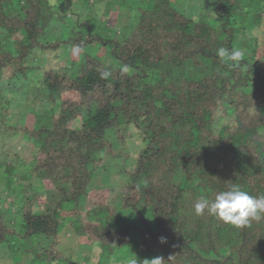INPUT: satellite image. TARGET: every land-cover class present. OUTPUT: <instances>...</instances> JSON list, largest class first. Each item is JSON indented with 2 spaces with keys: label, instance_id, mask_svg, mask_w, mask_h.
<instances>
[{
  "label": "trees",
  "instance_id": "16d2710c",
  "mask_svg": "<svg viewBox=\"0 0 264 264\" xmlns=\"http://www.w3.org/2000/svg\"><path fill=\"white\" fill-rule=\"evenodd\" d=\"M77 1L55 0L65 10ZM134 1L104 3L108 28L120 24V7L131 12L120 38L87 17L45 43L50 0H0V97L3 80L19 74L40 78L48 98L23 127L36 146L33 166L0 174L22 195L18 228L0 204L1 254L78 264L74 249L63 250L70 233L97 243L100 263L127 249V264H264V216L236 227L194 210L233 185L264 196V0H206L209 10L189 15L169 0H146L145 8ZM61 44L72 71L36 65L59 57ZM220 47L251 53L221 60ZM106 68L112 75L101 79ZM129 126L142 147L128 180L93 186L110 177L95 175L105 131ZM15 237L22 243L13 250Z\"/></svg>",
  "mask_w": 264,
  "mask_h": 264
},
{
  "label": "rangeland",
  "instance_id": "374dc122",
  "mask_svg": "<svg viewBox=\"0 0 264 264\" xmlns=\"http://www.w3.org/2000/svg\"><path fill=\"white\" fill-rule=\"evenodd\" d=\"M53 6V20L45 30V34L40 38L45 43H53L61 39L63 34L69 27L77 26L81 20L90 17L94 21V30L104 31L110 36L120 38L123 35V24L128 20L131 12L120 7L119 12L120 24L114 28H108L103 24H107L108 17H101V12L105 1L111 0H94L90 4H86L84 0L74 2L69 10L64 9L63 2H55L50 0ZM173 7L185 15L198 14L209 10L210 7L206 6V0H169ZM134 5H139L142 8L147 6L146 0H135ZM208 14L213 16L211 11ZM104 18V19H103ZM19 36L22 37L23 33L20 31ZM264 35V33H260ZM67 46L61 44L58 49L59 57L52 60L36 58L35 63L46 69L48 66L57 67L62 70L72 71L70 69V59L68 55L63 52L66 51ZM86 51L93 52V48L88 46ZM242 56H247L251 51L244 48L239 49ZM34 54H38L34 53ZM48 55V51L46 52ZM34 57L27 59L28 63L33 62ZM32 60V61H31ZM33 62V63H34ZM72 74V72H70ZM8 75V74H7ZM5 75L4 78L7 76ZM40 77V76H39ZM24 78L17 74V77L6 78L1 83L2 95L0 97V174L4 172L8 166H13L17 171H24L30 169L34 164V157L36 146L32 144L30 139H27L26 132L23 130L24 125H28V117L31 111H40L47 107L48 98L40 92V78ZM104 141L107 151L104 156L102 164L95 172L102 171L103 174L110 176L107 181L103 177L94 178L92 185L95 187L106 185L122 186L128 180L132 167L135 162V156L139 149H141V139L138 131L129 127H117L107 129L104 133ZM7 157V160L5 159ZM113 176V177H111ZM114 180H116L114 182ZM6 178L0 175V204L4 208L11 209V213L7 215L8 220L15 228H18L19 220L16 217L17 208L22 203V195L17 191V187L8 189L5 185ZM24 182V181H21ZM70 229V228H69ZM70 232V231H67ZM11 236H9L10 238ZM11 240V239H10ZM64 244L63 250L68 251L74 249L73 257L77 259L78 264H127L128 261L127 249H120L116 255L105 262H99L100 248L97 243H90L88 240L73 239L70 233L65 234L61 239ZM73 242V244H72ZM22 243L20 238H13L12 245L15 250L16 244ZM8 250V249H7ZM9 259H6V257ZM1 254L0 251V264H23L15 251L5 252ZM87 258V259H85Z\"/></svg>",
  "mask_w": 264,
  "mask_h": 264
},
{
  "label": "clouds",
  "instance_id": "9594fccd",
  "mask_svg": "<svg viewBox=\"0 0 264 264\" xmlns=\"http://www.w3.org/2000/svg\"><path fill=\"white\" fill-rule=\"evenodd\" d=\"M217 55L221 60L239 61L242 53L237 49L229 51L224 47L217 49ZM128 71L127 66L121 69L122 73ZM112 75L110 69L100 72L101 79H108ZM194 210L197 215L207 212L225 223H230L236 227L248 225L252 220H259L264 216V196L255 197L242 190L239 186L233 185L228 190L217 193L214 199L202 197L195 205ZM164 241V238H161ZM155 260H161L156 258Z\"/></svg>",
  "mask_w": 264,
  "mask_h": 264
}]
</instances>
